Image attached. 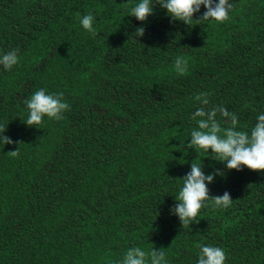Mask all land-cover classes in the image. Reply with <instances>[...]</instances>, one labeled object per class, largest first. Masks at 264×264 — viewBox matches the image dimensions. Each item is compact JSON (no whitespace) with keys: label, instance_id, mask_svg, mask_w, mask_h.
<instances>
[{"label":"trees","instance_id":"16d2710c","mask_svg":"<svg viewBox=\"0 0 264 264\" xmlns=\"http://www.w3.org/2000/svg\"><path fill=\"white\" fill-rule=\"evenodd\" d=\"M138 2L0 0V56L19 58L0 65V264H119L131 247L197 264L201 246L222 248L225 264H264V172L187 147L199 94L235 113L240 131L264 114V0H229L224 23L196 21L202 5L191 25L159 5L138 21L128 16ZM89 13L96 36L80 24ZM41 88L70 109L30 127L25 101ZM191 163L218 173L210 196L233 201H207L182 227L170 210Z\"/></svg>","mask_w":264,"mask_h":264},{"label":"clouds","instance_id":"9594fccd","mask_svg":"<svg viewBox=\"0 0 264 264\" xmlns=\"http://www.w3.org/2000/svg\"><path fill=\"white\" fill-rule=\"evenodd\" d=\"M153 5L165 9L173 21H180L186 25H191L194 14L200 12L202 5L206 11L199 19H195L198 22L224 23L229 19V12L233 7L229 0H218V3H214V0H139L131 8L128 16L145 22L153 14ZM94 20V16L89 13L80 19V24L86 32L96 36ZM144 32L145 29L140 27L135 34L142 37ZM18 62L16 50L0 56V65L6 71L11 70ZM174 70L177 75H185L188 72V60L178 56L174 61ZM195 100L200 102L201 107L191 118L196 121L198 128L191 132L187 147L208 153L211 150V154L216 157L215 160L224 163L228 170L240 171L246 167L252 171L264 172V114L258 116L255 126L249 133L237 130L239 121L236 114L229 112L225 107L206 108L209 105L207 93L195 96ZM25 103L28 110L25 123L30 127L42 124L45 117L49 120H62L63 113L70 109L69 104L63 99V93H48L44 88L35 91ZM218 114L226 118L230 126L221 127V123L216 119ZM3 140L5 144L14 143L7 136H4ZM8 154L18 156L19 150L9 151ZM216 174L218 173L206 175L202 166L191 163V170L182 178L183 186L175 197L177 203L170 210L171 214L179 217L182 227L199 223L197 217L200 210L207 206V201H211V206L215 209H227L231 206L233 200L229 192H224L222 196L209 195L208 185L214 181ZM225 260L226 254L222 248L201 246L197 264H225ZM119 264H167V262L163 249L153 248L146 252L140 247H131Z\"/></svg>","mask_w":264,"mask_h":264}]
</instances>
